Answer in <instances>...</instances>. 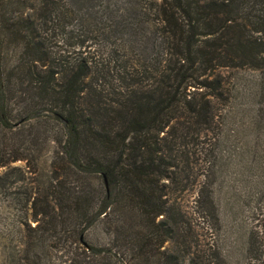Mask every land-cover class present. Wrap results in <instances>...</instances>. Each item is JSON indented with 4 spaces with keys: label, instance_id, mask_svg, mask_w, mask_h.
Here are the masks:
<instances>
[{
    "label": "trees",
    "instance_id": "obj_1",
    "mask_svg": "<svg viewBox=\"0 0 264 264\" xmlns=\"http://www.w3.org/2000/svg\"><path fill=\"white\" fill-rule=\"evenodd\" d=\"M243 67L263 98L264 0H0L7 264H229L214 145Z\"/></svg>",
    "mask_w": 264,
    "mask_h": 264
},
{
    "label": "rangeland",
    "instance_id": "obj_2",
    "mask_svg": "<svg viewBox=\"0 0 264 264\" xmlns=\"http://www.w3.org/2000/svg\"><path fill=\"white\" fill-rule=\"evenodd\" d=\"M222 72L229 99L217 103L221 126L214 145L213 185L221 218L219 244L229 264H263L264 258L245 256L250 231L264 225V97L255 93L262 71L243 67L224 68ZM13 165L27 170L24 160ZM195 191L192 189L184 198L189 210L195 205ZM6 208L16 211L14 196L0 193V210ZM3 229L0 222V264H7ZM53 250L51 264H69V253Z\"/></svg>",
    "mask_w": 264,
    "mask_h": 264
},
{
    "label": "water",
    "instance_id": "obj_3",
    "mask_svg": "<svg viewBox=\"0 0 264 264\" xmlns=\"http://www.w3.org/2000/svg\"><path fill=\"white\" fill-rule=\"evenodd\" d=\"M106 184L108 185V182H107V180H106Z\"/></svg>",
    "mask_w": 264,
    "mask_h": 264
}]
</instances>
